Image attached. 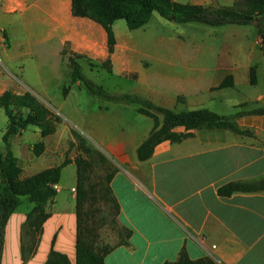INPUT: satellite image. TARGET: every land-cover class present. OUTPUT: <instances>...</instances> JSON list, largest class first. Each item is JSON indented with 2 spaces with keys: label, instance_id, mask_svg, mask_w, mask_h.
<instances>
[{
  "label": "crops",
  "instance_id": "1",
  "mask_svg": "<svg viewBox=\"0 0 264 264\" xmlns=\"http://www.w3.org/2000/svg\"><path fill=\"white\" fill-rule=\"evenodd\" d=\"M175 1L222 7L237 0ZM151 19L137 29H130L124 19L116 20L111 52L106 29L88 17L75 16L72 0H0V96L6 91L31 92L57 115L51 105L72 99L80 106L83 126L116 166L110 185L120 206L118 220L132 231L129 244L115 247L105 264H162L176 260L183 248L192 259L210 257L217 264H264V190L218 193L231 182L264 178V115L250 112L264 106L262 38L255 28L260 48L248 50L244 40L249 28H232L222 36L219 55L215 45L198 44L195 32L171 35L151 28ZM70 57L82 73L99 69L127 79L135 84L132 93L168 108H208L231 117L246 133L178 126L175 132L190 135L180 142H160L148 160L139 161L137 149L150 134L152 119L138 112L139 105L104 101L82 81L72 83ZM108 60L110 70L104 66ZM228 76L233 85L221 87ZM245 86L259 88L251 97L232 95ZM59 123L45 137L30 125L11 138L23 178L66 160L64 153L75 139L70 127L60 128ZM7 126L0 109V150ZM36 141L44 145L39 153ZM68 160L58 193L47 204L50 216L43 223L36 253L23 260L24 223L34 207L24 196L6 226L2 264H44L52 247L76 264L78 175L75 159ZM67 167L72 179L69 192L63 193Z\"/></svg>",
  "mask_w": 264,
  "mask_h": 264
},
{
  "label": "trees",
  "instance_id": "2",
  "mask_svg": "<svg viewBox=\"0 0 264 264\" xmlns=\"http://www.w3.org/2000/svg\"><path fill=\"white\" fill-rule=\"evenodd\" d=\"M175 23H202L211 26L223 25H253L262 38L264 47V0H237L233 6L212 7L180 3L175 0H72V13L79 17H88L100 23L108 33L110 51L115 45L113 24L118 19H124L130 29H137L147 24L154 13ZM72 68L71 82L82 81L87 90L101 100L109 102H124L138 104V112L149 116L153 121V127L148 137L139 145L137 158L139 161L148 160L160 142L170 140L180 142L189 133H177L175 127L183 126L187 130L207 128H226L238 133H246L239 130L232 122L231 117L221 115L208 108L194 110H176L168 108L134 93L116 94L104 87L95 86L81 71L80 65L70 57ZM110 70V61L104 63ZM255 67L251 68L252 83H255ZM233 77L228 76L221 87L232 86ZM64 95L68 94L69 88L62 86ZM0 109H3L7 118L8 126L3 135L4 150H0V264L4 251L6 226L11 215L17 209L26 196L34 203L33 209L27 214L24 223L22 244V257L24 261L30 259L37 250L40 237L43 232V223L50 214L46 211L47 204L58 193L57 186L61 180L62 169L70 160L66 159L63 164L44 169L32 176L23 178L22 169L18 158L12 151L11 138L30 125L37 126L43 137L55 132L60 116L57 115L47 104L42 102L31 92L22 94L6 91L0 96ZM264 115V106L250 111ZM76 133V132H75ZM79 136V134L76 133ZM43 143L35 144L36 152L43 149ZM88 154L100 153L92 148H85ZM100 155V154H99ZM101 159H104L100 155ZM77 165V239H76V264H105L106 256L118 245L129 244L132 231L119 223V203L110 185L115 169H112L102 177L101 186L89 184L87 171L92 164L84 158L75 159ZM110 169V164H105ZM264 190V178L253 182H231L221 186L218 193L229 196L237 191L253 192ZM102 191L103 203L112 205L115 223L119 224V233L124 236L114 245L97 244L99 228L102 224H96L91 220L94 212L99 209L93 208L97 200L94 195ZM91 199L93 201H91ZM91 201V202H90ZM89 205H92L87 207ZM44 264H72L66 253L59 252L53 247ZM162 264H217L210 257L192 259L185 248L174 261H166Z\"/></svg>",
  "mask_w": 264,
  "mask_h": 264
},
{
  "label": "rangeland",
  "instance_id": "3",
  "mask_svg": "<svg viewBox=\"0 0 264 264\" xmlns=\"http://www.w3.org/2000/svg\"><path fill=\"white\" fill-rule=\"evenodd\" d=\"M151 28L159 29L161 31L167 32L168 34L174 35V34H189L192 32H195L197 34V43L200 45L204 44H212L216 46L217 54H221L223 51V34L226 32H229L231 30H235L232 28H241L242 26L245 28H249L247 31V36L244 40V44L246 45L248 50L252 51H258L259 46L255 43L256 41V30L253 25H223V26H211L206 25L202 23H175L168 21L167 19L161 17L158 13L153 14V18L150 22ZM231 28V29H230ZM203 40V41H202ZM213 63V62H212ZM261 65V73L262 78H264V61L260 62ZM84 75L91 83H93L95 86H101L105 89H108L110 92H116L119 94L124 93H132V88L135 86V84L127 79H121L119 77H112L109 73L103 70H94L93 72H90L88 69L84 70ZM263 86V85H262ZM259 88V86H245L240 87V94L232 92V95L235 97L243 98L248 96H253L256 93V90ZM113 103H119L123 104L124 102H113ZM125 104V103H124ZM134 104L131 103L129 106L131 108H134ZM52 108L56 109L60 116V128H63L65 126H69L71 129L72 136L75 139V142L71 143L69 149L67 152L64 153V158L68 159L69 157H72L74 159L77 158H84L89 161L90 164H92V168L87 171V176L89 177V184H98L97 187L101 186V179L106 174V172L116 169L115 164L112 163L110 160L108 154H106L103 149L99 146V144L96 142V140L87 132L85 126H83V123L81 122V115H80V106L78 104H75L73 100L68 101L65 105H51ZM85 107V105H84ZM79 134L76 135V133ZM37 143V141L35 142ZM85 148H92L95 151H98L100 153H93V155L88 154V152L85 151ZM104 157V159H101L100 155ZM105 164H110V169L107 170L105 168ZM70 170L71 167H67L64 177L62 179V184L65 185L66 188L63 189V193L69 192L70 188ZM75 193H77V187L74 189ZM102 191L94 195L95 200L97 202L94 203V205H89L87 207L90 208L92 206L93 208L99 209L98 211H95L93 214L94 216H91V220L95 221L96 224H102V226L99 228V238L97 239V244L99 246L103 245H114L118 243L121 239H123V235L121 236L119 233V224L115 223V217L113 216V209L111 204H104L103 200L101 198ZM26 198V197H23ZM91 201H93L91 199ZM90 201V202H91Z\"/></svg>",
  "mask_w": 264,
  "mask_h": 264
}]
</instances>
